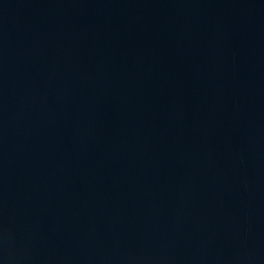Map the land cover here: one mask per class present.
<instances>
[{
    "label": "water",
    "instance_id": "1",
    "mask_svg": "<svg viewBox=\"0 0 264 264\" xmlns=\"http://www.w3.org/2000/svg\"><path fill=\"white\" fill-rule=\"evenodd\" d=\"M0 264H264V0H0Z\"/></svg>",
    "mask_w": 264,
    "mask_h": 264
}]
</instances>
